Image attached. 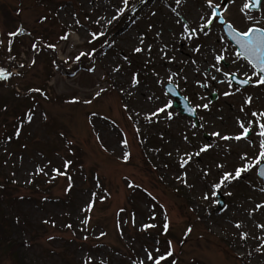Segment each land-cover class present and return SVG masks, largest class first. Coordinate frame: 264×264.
I'll use <instances>...</instances> for the list:
<instances>
[{
	"label": "rangeland",
	"instance_id": "1",
	"mask_svg": "<svg viewBox=\"0 0 264 264\" xmlns=\"http://www.w3.org/2000/svg\"><path fill=\"white\" fill-rule=\"evenodd\" d=\"M142 1L129 0L121 14L122 0H0V49L7 46L8 33L18 30L4 64L11 75L0 80V99L8 107L0 123L4 140L0 182L6 179L12 194L13 238L22 245L25 264H83L88 255L96 258L94 264L101 259L105 264H138L145 249L158 256L169 250V241L176 264H264V229L259 227L264 224V208L254 211L257 204H264V188L256 167L221 188H212L224 172L234 173L258 155L257 124H246L253 130L239 141L210 135L219 131L235 136L242 131L239 121L264 119L251 115L264 112V88L251 83L241 90L203 75L215 63L212 49L221 46L228 48L223 53L228 68L220 65L224 71L246 79L244 73L251 74L244 61H236L234 48L216 22L208 36L183 39L184 23L202 26L205 0L180 5L175 0H146L131 13ZM222 1L214 0L221 5ZM225 1L221 8H228L225 16L245 28L239 11L245 0ZM252 15L259 19L264 9ZM92 32L108 36V47L103 48L102 36L89 43ZM66 34L70 38L61 39ZM48 44L57 45L56 50ZM164 45L175 62L163 56ZM197 45H202L199 53L194 50ZM137 47L145 51L136 53ZM89 50H95L93 58L75 61L81 51ZM93 66L94 72L89 70ZM137 73L140 84L133 87ZM170 73L179 74L172 84L192 107L209 105L210 110L197 109L203 128L193 129L192 121L173 106L168 109L172 120L163 113L151 123L146 119L165 101L172 105L173 100L164 95ZM211 74L224 79L215 70ZM159 79L164 83H157ZM25 85L41 91L25 96ZM101 88L105 91L95 97ZM225 91L235 94L226 97ZM212 93L217 95L213 103L208 99ZM248 96L253 97L251 105L244 103ZM204 144H211V149L180 167L185 153ZM125 152L130 153L127 161ZM244 154L248 160L241 159ZM66 160L70 167H65ZM55 169L67 175H57ZM92 193L95 201L86 211ZM216 193L225 198L220 212ZM162 216L169 224L165 235L158 227ZM84 218L87 224L82 223ZM237 223L242 226L237 228ZM243 233L247 239H242ZM14 262L0 253V264Z\"/></svg>",
	"mask_w": 264,
	"mask_h": 264
},
{
	"label": "snow or ice",
	"instance_id": "2",
	"mask_svg": "<svg viewBox=\"0 0 264 264\" xmlns=\"http://www.w3.org/2000/svg\"><path fill=\"white\" fill-rule=\"evenodd\" d=\"M183 2H186V0H175V3L177 5L182 4ZM122 3L124 5V9H121V14H123V11L127 9L129 0H122ZM232 3H235V0H232ZM205 5L207 8V12H205L203 15H201L200 20L203 21V24H197L196 27H191L188 23H184L182 25L183 28V33L182 37L185 40H194L198 39L199 35H204L208 36L211 32L212 27L214 26V22L219 21L222 27L226 26L227 31L225 35L230 36L232 41L235 43V49H234V55L236 57V61H244L245 62V67H248L250 69L249 72H245L244 75L247 76V79L244 81H241L244 84L248 83H253L256 86L264 85V16H261V18L257 19L255 16L252 15L253 10H262L264 9V2L262 0H245V2L242 4L240 7L239 11L242 14L244 20L246 21V27L241 29L238 27L233 21L229 20L226 16L225 13L228 11L227 7H224L223 10H221L222 5L220 3H215L214 0H205ZM173 11H176L173 9ZM155 15V13H153ZM177 16L180 14L177 12ZM113 19H117V17H113ZM111 20H108L107 23L111 24ZM177 23H180L179 20L176 21ZM77 24H79V21H76ZM97 24L100 23L99 20L96 21ZM21 32L23 29L20 30ZM186 33V35H185ZM18 33L13 32L10 35H17ZM71 34H66L61 37L63 40H68L70 38ZM91 39L89 40V43H92L94 40L99 39L101 36L104 35L103 32L97 33V32H92L91 34ZM157 35H160V33H157ZM221 40H223V36L220 37ZM0 43H3V41H0ZM140 43H143L141 40ZM35 47V45H34ZM48 47L53 49V51L56 50L57 45L55 44H48ZM167 48V45H164V47L161 49V52L165 58L168 59V61L175 62V57H168L167 51L165 49ZM202 45H197L195 47V51L199 53L201 51ZM10 51V49H9ZM136 53H140L145 51V49L141 47H137L134 50ZM150 51V49H148ZM212 51L215 53L213 56V59L215 63L211 64L208 69H205L203 71V75L207 78L210 77L211 80L217 81L222 84H227L229 87H231L232 84V78L237 75L233 73H229L223 70V68L220 67L221 63L226 59L225 55L223 53L228 52L227 47L221 46L219 50L213 48ZM95 55V50H89V51H81L77 56H75V61L80 62L82 58H93ZM235 62V61H234ZM35 64V61L32 62ZM192 63H196V61H192ZM23 67V65H21ZM90 71H95V67L93 66L92 68L89 69ZM211 70H215L217 73H221V75L224 77V79H220L216 75L211 74ZM116 71H119V69H116ZM196 71H200L199 68L196 69ZM11 73L9 70L5 67L0 66V80H7ZM157 76H159V73H156ZM179 75L178 73H170L167 77L168 83L174 82V77ZM255 77V79H253ZM183 79L187 81V76H184ZM197 83H201L200 81H196ZM157 83L163 84L164 80L159 79ZM140 84L139 80V74L137 73L136 75L133 76L132 78V86L136 87ZM202 87H207L208 85L201 84ZM30 91H41L40 89H31ZM105 89L101 88L95 93V97H99ZM123 91V89H121ZM239 91V89H237ZM170 92V90H169ZM168 93H164V95H167ZM235 93L231 91H225L224 95L231 96L234 95ZM159 99V97H157ZM203 99V97L201 98ZM185 100H188V97H185ZM75 102V100L73 101ZM91 100H85L84 103H91ZM253 102V97L248 96L245 100L246 105H251ZM172 107L170 101H165L161 106L158 108L154 109L150 114L146 116V119L148 120L149 123L152 122L153 117L159 116L161 113L165 114L167 119L172 120L174 118V115L172 112L168 111ZM125 108L127 106L125 105ZM203 108L205 110H210L208 104H196L194 107L189 106L187 108V111H189L193 116L197 114V109ZM244 110V107H241V111ZM139 115V113H137ZM253 117L260 116L264 118V112H252L251 114ZM46 118V117H45ZM32 116H28V121L31 122ZM251 123H256L257 127L259 129L258 135L261 138L260 143H259V153L258 155L254 158L253 161L244 164L240 168H237L235 172H224L220 183L213 185L212 188L213 190L221 188L225 182L231 183L233 180H237L241 177L242 173L251 171L252 168L258 167L262 162H264V119L261 121H250V122H245V121H239V127L242 129L240 134L235 135V136H229V135H222L221 132L219 131H213L210 133V135L219 137L221 140H232L235 139L237 141L241 140L242 138H247L249 136V133L252 132V128L250 126H246V124H251ZM193 129L199 130L200 128H203L204 125L201 123L199 125L193 123L191 125ZM139 131V129H137ZM99 138V137H98ZM184 139L186 141L189 140V137L187 135H184ZM190 142V141H189ZM73 141L69 140L68 144L71 145ZM125 147L128 146V141L127 139H124L122 141ZM212 145L211 144H204L202 147H200L198 150H196L194 153H185L184 156L181 158L180 161V167H186L190 164L192 161L193 157L200 156L201 153H205L211 149ZM130 157V153L125 152L123 155V159L127 161ZM242 160H248L247 154H244V156L241 157ZM71 161H65V167H70ZM219 167H223V165H219ZM39 171H43V169H40ZM57 175H67L65 172H62L60 169H55ZM259 175L264 176V169H260ZM69 179H71L69 177ZM186 183V181H185ZM131 186V185H130ZM71 188V185H69V188L66 189V191H69ZM264 191V189H262ZM231 194V193H229ZM96 194L92 193L90 194L89 200L86 204V211H90L93 203L95 201ZM103 198V197H101ZM205 199H208V195L205 194L204 196ZM264 208V204H257L255 210ZM251 215V213H250ZM89 222L88 218H84L82 220L83 224H87ZM47 223V221H45ZM237 228H240L242 225L240 223H237L235 225ZM70 228L71 225H68ZM146 227L151 228L155 227V225H147ZM259 227L261 229H264V224H260ZM169 229V224L165 223L164 224V230L167 232ZM188 232H191V228L187 230ZM101 235H106V233H101ZM248 234L243 233L242 234V239H247ZM85 239L87 237L85 236ZM155 252L159 253L160 249L156 248ZM174 253L171 249V241H169V250L166 253H160L158 256L154 255L152 251H148L145 249V256L144 259H141L138 261V264H148V262H151V264H162V261L168 260V258L173 257ZM94 258L91 255L86 256L83 259V264H94ZM99 264H105V262L101 259L99 260ZM136 264V262H134ZM172 264H175V261H172Z\"/></svg>",
	"mask_w": 264,
	"mask_h": 264
},
{
	"label": "trees",
	"instance_id": "3",
	"mask_svg": "<svg viewBox=\"0 0 264 264\" xmlns=\"http://www.w3.org/2000/svg\"><path fill=\"white\" fill-rule=\"evenodd\" d=\"M12 23H14L12 21ZM18 30L11 31L7 35V39H9V36L11 33L16 32ZM10 43V42H9ZM10 49V51H9ZM11 55V45H8L5 48L0 49V66L4 67V64L6 62L7 57ZM27 88H23L24 92L27 94H30L31 91L28 88V85H25ZM5 100L0 99V123L3 122L4 114L8 113V107L5 105ZM3 134L0 137V144L3 142ZM1 147V145H0ZM2 158L0 157V168H1ZM2 172L0 169V176H2ZM5 183L7 182L6 179H4ZM5 183L0 182V253L5 254V257H10L14 259L15 264H25L24 257L20 253V246H22L20 243L16 242L15 239L12 237L13 232L15 231V222L12 217V211L10 210L11 203V193L8 192L9 186ZM9 183V182H8ZM9 216V217H8ZM162 229V227H160ZM161 235V231H160ZM171 257L168 258L166 261H162V264H172ZM175 261V260H174ZM28 264V263H26ZM176 264V261H175Z\"/></svg>",
	"mask_w": 264,
	"mask_h": 264
},
{
	"label": "water",
	"instance_id": "4",
	"mask_svg": "<svg viewBox=\"0 0 264 264\" xmlns=\"http://www.w3.org/2000/svg\"><path fill=\"white\" fill-rule=\"evenodd\" d=\"M224 29H225V32H226L227 31L226 26H224ZM228 37L232 41L231 37L230 36H228ZM232 42L234 43V41H232ZM233 80H235V82L238 83V80L237 79L233 78ZM240 84H241L242 87H245L247 85V84H244L242 82ZM169 90H170V92H169ZM166 91L170 95H172L173 97L177 98L180 101V103L178 105H175V108L180 109L181 112L183 111V114H187V115H190V116L194 117L189 111H187V108L189 107L188 104H187V102L182 97H180L178 95V93L173 88V86L167 85L166 86ZM211 99L214 100L215 97L213 96ZM260 169H264V164L262 166H260L259 169H258V176L263 180V185H264V176L259 175ZM217 198H218V209L220 210L223 207V198L221 196H219V195L217 196Z\"/></svg>",
	"mask_w": 264,
	"mask_h": 264
},
{
	"label": "bare ground",
	"instance_id": "5",
	"mask_svg": "<svg viewBox=\"0 0 264 264\" xmlns=\"http://www.w3.org/2000/svg\"><path fill=\"white\" fill-rule=\"evenodd\" d=\"M204 64H206L205 62L203 63V62H201V65H204Z\"/></svg>",
	"mask_w": 264,
	"mask_h": 264
}]
</instances>
